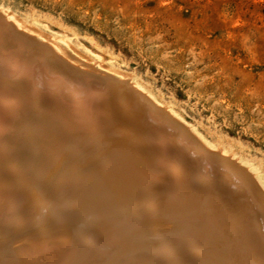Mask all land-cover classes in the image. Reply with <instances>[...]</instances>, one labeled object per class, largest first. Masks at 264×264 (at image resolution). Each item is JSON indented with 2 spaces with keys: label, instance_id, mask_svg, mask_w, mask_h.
Instances as JSON below:
<instances>
[{
  "label": "bare ground",
  "instance_id": "6f19581e",
  "mask_svg": "<svg viewBox=\"0 0 264 264\" xmlns=\"http://www.w3.org/2000/svg\"><path fill=\"white\" fill-rule=\"evenodd\" d=\"M7 11L0 7L9 30L0 32V264H264L248 172L113 64ZM19 45L41 54L27 61ZM35 63L58 77L45 84L55 91L36 87ZM102 78L107 93L94 87ZM114 170L132 187L107 177ZM100 197L114 203L98 211ZM82 247H94L88 258Z\"/></svg>",
  "mask_w": 264,
  "mask_h": 264
},
{
  "label": "rangeland",
  "instance_id": "374dc122",
  "mask_svg": "<svg viewBox=\"0 0 264 264\" xmlns=\"http://www.w3.org/2000/svg\"><path fill=\"white\" fill-rule=\"evenodd\" d=\"M0 7L69 35L178 112L210 151L249 173L252 205L264 218V0H0ZM116 173L107 177L132 187ZM94 201L101 212L114 203ZM93 248L82 247V257Z\"/></svg>",
  "mask_w": 264,
  "mask_h": 264
},
{
  "label": "water",
  "instance_id": "95a60500",
  "mask_svg": "<svg viewBox=\"0 0 264 264\" xmlns=\"http://www.w3.org/2000/svg\"><path fill=\"white\" fill-rule=\"evenodd\" d=\"M1 31H9V30H6L4 27H2L0 25V32ZM13 32V31H12ZM18 52H20V55L23 56V58L27 61H32L33 59L35 60V58H38L39 55L41 54L38 50H36V47L32 46V47H26V46H20L18 47ZM3 69H8L7 65L3 63V66H1ZM50 68H48L47 66H42V65H39V64H36L34 65V81L36 83V87L38 89H41L42 91H48V90H52V91H55V89L53 88H49V87H45V84L47 82H51L53 81L54 79H57L58 77H53L52 75H50V73L48 72ZM9 76V75H7ZM10 77H13V75ZM111 80H108V79H101L99 80L98 83H95L94 84V87L97 89V90H100L104 93H107L108 92V89H109V83H110ZM136 96L139 98V100H141L142 102L143 99L136 93ZM84 99H86V97H84ZM149 119L152 123L156 124L155 121L153 120L152 118V114H149ZM163 126L166 128L167 130V133L170 134V135H174V136H178V142L182 141L181 138H180V131L178 129H175V128H172L170 127L167 123L163 122ZM181 146H183L184 148L188 149V148H192V145L187 143V142H184L182 141V144H180ZM191 154V157L193 158H198L199 156L196 155L194 152H190Z\"/></svg>",
  "mask_w": 264,
  "mask_h": 264
}]
</instances>
